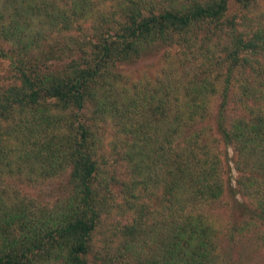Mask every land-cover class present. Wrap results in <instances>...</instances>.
Segmentation results:
<instances>
[{"label":"trees","instance_id":"trees-1","mask_svg":"<svg viewBox=\"0 0 264 264\" xmlns=\"http://www.w3.org/2000/svg\"><path fill=\"white\" fill-rule=\"evenodd\" d=\"M229 163L247 218L222 224ZM254 227L264 0H0V264H237Z\"/></svg>","mask_w":264,"mask_h":264},{"label":"rangeland","instance_id":"rangeland-1","mask_svg":"<svg viewBox=\"0 0 264 264\" xmlns=\"http://www.w3.org/2000/svg\"><path fill=\"white\" fill-rule=\"evenodd\" d=\"M163 46H160L156 51H152L145 55H142L140 58L135 61L122 67V72L130 80L133 81H142L145 78H154L159 73V68L161 67L163 61V54H165ZM217 105V98H213L211 104ZM212 106V105H211ZM104 140H107V134L103 137ZM230 155V153H229ZM120 176L125 178L127 174V168L125 164L119 165L117 168ZM223 174L224 178V193L221 197V205L217 206L214 213L222 224H225L229 221L237 220L240 221L244 218H247V215L240 212V204L245 202L242 197L235 196L231 197V187L229 184H232V175L231 164L229 167L225 168ZM230 169V170H229ZM19 189L21 192L29 195L34 199L42 200L43 193L46 192L47 186L41 187H31L28 185L20 184ZM120 220V218L118 219ZM236 221V222H237ZM257 231L256 233H254ZM234 242H231V257L233 260L237 261V264H264V230L260 228H249L248 232L243 234L237 233L234 237ZM87 264H92L90 261Z\"/></svg>","mask_w":264,"mask_h":264}]
</instances>
